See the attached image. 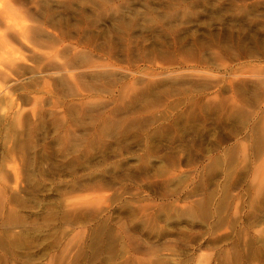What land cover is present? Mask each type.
Listing matches in <instances>:
<instances>
[{"label":"rangeland","instance_id":"obj_1","mask_svg":"<svg viewBox=\"0 0 264 264\" xmlns=\"http://www.w3.org/2000/svg\"><path fill=\"white\" fill-rule=\"evenodd\" d=\"M0 264H264V0H0Z\"/></svg>","mask_w":264,"mask_h":264}]
</instances>
